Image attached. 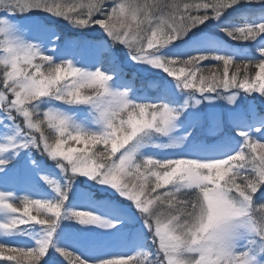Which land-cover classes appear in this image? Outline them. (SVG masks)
<instances>
[{
    "label": "snow or ice",
    "instance_id": "6c2138e0",
    "mask_svg": "<svg viewBox=\"0 0 264 264\" xmlns=\"http://www.w3.org/2000/svg\"><path fill=\"white\" fill-rule=\"evenodd\" d=\"M0 264H264V0H0Z\"/></svg>",
    "mask_w": 264,
    "mask_h": 264
},
{
    "label": "rangeland",
    "instance_id": "374dc122",
    "mask_svg": "<svg viewBox=\"0 0 264 264\" xmlns=\"http://www.w3.org/2000/svg\"><path fill=\"white\" fill-rule=\"evenodd\" d=\"M57 30L62 32V34L64 35V37L66 39H71V40H92V39H102L101 37V33L100 32H86L84 34H78L76 32V30L71 29L70 26L67 25H59L57 26ZM125 49H123L122 47H117V50H114V59H119L120 61H122V66L124 69L127 70V72H125L126 74L132 75L133 73L136 74L135 77L137 78V80L135 81V84L137 86L138 89H141L142 91L147 92L150 95H154L156 89H148L147 88V82L149 80H158V77L153 76L150 73H143V72H135V70L132 68V66L130 64H128L125 60ZM80 55L82 57H90L92 55L91 52L88 51H80ZM140 85H144L145 87H138ZM200 137L203 139H206L207 142L212 143L215 141L216 139V133L213 130V126L212 123L210 121H205L203 123V126L200 130L199 133Z\"/></svg>",
    "mask_w": 264,
    "mask_h": 264
},
{
    "label": "trees",
    "instance_id": "16d2710c",
    "mask_svg": "<svg viewBox=\"0 0 264 264\" xmlns=\"http://www.w3.org/2000/svg\"><path fill=\"white\" fill-rule=\"evenodd\" d=\"M103 38V37H102ZM114 50H117V47L114 49ZM106 58V57H105ZM124 71L125 72H127V70L126 69H124ZM136 74H132V75H129V74H127V78H132L133 76H135ZM137 80V78L135 77V81ZM138 87H145L144 85H140V86H138ZM257 106L259 107L260 106V104H259V101H257Z\"/></svg>",
    "mask_w": 264,
    "mask_h": 264
}]
</instances>
